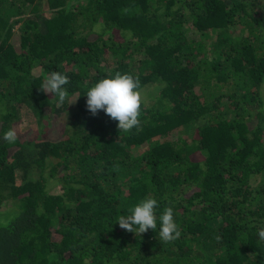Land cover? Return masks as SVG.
I'll list each match as a JSON object with an SVG mask.
<instances>
[{"label":"trees","instance_id":"trees-1","mask_svg":"<svg viewBox=\"0 0 264 264\" xmlns=\"http://www.w3.org/2000/svg\"><path fill=\"white\" fill-rule=\"evenodd\" d=\"M116 72L156 90L129 133L86 107ZM147 197L157 229H121ZM260 229L264 0H0V264H264Z\"/></svg>","mask_w":264,"mask_h":264},{"label":"clouds","instance_id":"clouds-1","mask_svg":"<svg viewBox=\"0 0 264 264\" xmlns=\"http://www.w3.org/2000/svg\"><path fill=\"white\" fill-rule=\"evenodd\" d=\"M127 13L130 9H123ZM69 78L57 71L51 72L45 77L41 91L51 93L57 98V106L63 105L68 97L65 85ZM138 78L131 74L116 72L114 77L102 78L86 91V107L93 115L104 111L112 120L117 121L119 132L129 133L140 125V109L142 95L139 91ZM3 139L9 144L18 140L16 128H10L3 134ZM158 202L155 198L147 197L128 209V215H120L117 218L119 227L133 233H146L149 229H157V216L155 209ZM159 237L167 243L177 239L181 232L174 220L173 209L166 207L159 216ZM259 238L264 240V229L258 232ZM219 239V237H218Z\"/></svg>","mask_w":264,"mask_h":264},{"label":"rangeland","instance_id":"rangeland-1","mask_svg":"<svg viewBox=\"0 0 264 264\" xmlns=\"http://www.w3.org/2000/svg\"><path fill=\"white\" fill-rule=\"evenodd\" d=\"M14 31H16V29H14ZM12 42L17 45V39L16 38H13ZM107 65L110 66L111 63L107 64ZM140 91H141V95H142V101H144V103H146V104H149L151 102V97L156 94V90L153 89V87H151V86H149L148 88H144ZM53 134L56 135L57 133L54 132ZM56 136L58 137V134ZM54 192H56V191H54Z\"/></svg>","mask_w":264,"mask_h":264}]
</instances>
